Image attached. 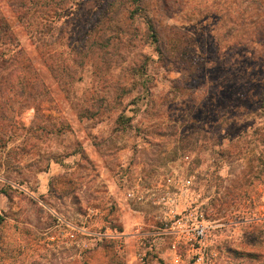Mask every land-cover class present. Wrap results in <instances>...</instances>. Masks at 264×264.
Here are the masks:
<instances>
[{
  "label": "rangeland",
  "instance_id": "374dc122",
  "mask_svg": "<svg viewBox=\"0 0 264 264\" xmlns=\"http://www.w3.org/2000/svg\"><path fill=\"white\" fill-rule=\"evenodd\" d=\"M135 2L11 19L44 88L0 90V264H195L199 223L204 264H264V0Z\"/></svg>",
  "mask_w": 264,
  "mask_h": 264
},
{
  "label": "trees",
  "instance_id": "16d2710c",
  "mask_svg": "<svg viewBox=\"0 0 264 264\" xmlns=\"http://www.w3.org/2000/svg\"><path fill=\"white\" fill-rule=\"evenodd\" d=\"M88 1L90 0H0V90H12L18 97L20 109L35 103L39 105L40 100H35L36 94L33 92L40 90L44 82L40 78V70L31 62L28 51L17 40L11 19L16 18L20 25L26 27L33 43L38 47L50 43L45 38L46 33L51 32L55 22L61 19L70 7L78 5L80 9ZM129 1H136L135 10H143V7L138 6L139 0ZM4 6H7L8 10ZM78 12L75 10L73 16H78ZM148 24L150 31L156 35L151 20ZM39 57L43 58L42 55ZM6 117V114L0 111V119ZM6 136L5 130L0 128V140L9 137ZM2 219L0 218V222ZM102 241L103 250L110 248V242H114L113 239L105 237ZM115 257L113 264H122L119 253L115 252Z\"/></svg>",
  "mask_w": 264,
  "mask_h": 264
},
{
  "label": "built area",
  "instance_id": "2783aa9c",
  "mask_svg": "<svg viewBox=\"0 0 264 264\" xmlns=\"http://www.w3.org/2000/svg\"><path fill=\"white\" fill-rule=\"evenodd\" d=\"M190 233L195 241V248L193 257L195 258V264H204L207 252V241H208V226L202 223L196 224L193 227L186 230Z\"/></svg>",
  "mask_w": 264,
  "mask_h": 264
}]
</instances>
